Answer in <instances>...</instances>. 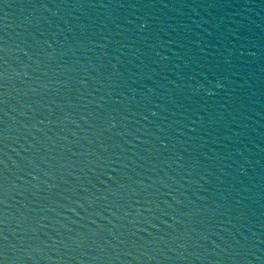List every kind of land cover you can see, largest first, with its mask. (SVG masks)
Wrapping results in <instances>:
<instances>
[{"label": "water", "instance_id": "water-1", "mask_svg": "<svg viewBox=\"0 0 264 264\" xmlns=\"http://www.w3.org/2000/svg\"><path fill=\"white\" fill-rule=\"evenodd\" d=\"M0 264H204L117 0H0Z\"/></svg>", "mask_w": 264, "mask_h": 264}]
</instances>
